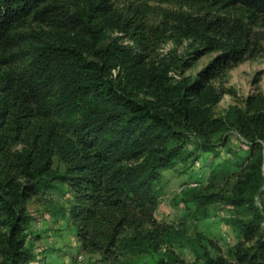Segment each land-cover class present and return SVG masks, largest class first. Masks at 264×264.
I'll return each mask as SVG.
<instances>
[{"label": "trees", "instance_id": "trees-1", "mask_svg": "<svg viewBox=\"0 0 264 264\" xmlns=\"http://www.w3.org/2000/svg\"><path fill=\"white\" fill-rule=\"evenodd\" d=\"M210 1L248 17L179 14L178 38L198 46L191 60L218 54L195 77L174 80L169 63L101 41L108 29L138 35L143 46L149 41L140 20L117 13L106 0H85L73 11L50 0H0V49L13 44V29L30 16L50 27L48 36H36L26 65L0 75V264L35 260L26 204L56 183L72 193L69 219L83 252L112 261L126 253L154 255L176 236L184 238L157 221L156 183L178 158H188L190 135L210 151L214 136L229 131L249 150L229 193L186 195L198 206L221 201L232 208L230 259L212 255L210 247H217L199 232L185 240L198 264H264V98L250 96L243 109L233 105L216 117L213 107L224 91L212 83L264 51L263 36L253 29L264 18V0ZM152 264L181 262L157 256Z\"/></svg>", "mask_w": 264, "mask_h": 264}, {"label": "rangeland", "instance_id": "rangeland-1", "mask_svg": "<svg viewBox=\"0 0 264 264\" xmlns=\"http://www.w3.org/2000/svg\"><path fill=\"white\" fill-rule=\"evenodd\" d=\"M106 1L117 13L134 21L140 20L147 27L145 35L149 41H145L147 44L143 46L138 35H130L117 29L103 31L101 41L104 44L114 41L135 52L143 53L147 55V60L154 63H169L172 65L169 75L174 80L180 75L195 77L218 54L204 52L191 60L195 57L194 48L198 46L190 40L178 38L175 26L179 14H222L235 11L245 18L248 17L246 12L239 9H220L210 0ZM50 2L73 11L81 8L85 0ZM253 29L261 32L264 48L263 17L256 20ZM49 30L50 27L32 16L18 24L12 31L13 44L0 49V75L26 65L32 56L36 36L46 37ZM153 33L155 36H152ZM24 38L28 40L24 41ZM185 60L187 67L178 66ZM212 83L224 91L220 101L213 107L216 117L223 116L233 105L243 109L250 96L264 98V51L218 74ZM243 140L235 131L217 134L213 138L214 148L202 151L197 147L199 139L190 135L185 146L186 151L190 152L188 158H178L173 168L161 172V178L156 183L159 191L156 219L162 225L184 233L185 237L176 236L174 242L162 245L154 255L126 253L116 260L106 261L97 253L83 252L69 219L72 193L65 184L56 183L55 188L39 193L26 204L27 211L33 218L27 245L35 255V260L27 264H152L153 257L157 256L176 257L181 264H198L195 262L191 244L185 240L187 237H194L197 232L217 247H210L212 255L221 253L230 259L229 252L236 243V236L226 219L231 215L232 208L221 201L198 206L188 199L186 193H229L239 165L249 152L248 143ZM19 147L21 146L15 149ZM56 162L54 157V166ZM223 165L226 166L222 168Z\"/></svg>", "mask_w": 264, "mask_h": 264}, {"label": "built area", "instance_id": "built-area-1", "mask_svg": "<svg viewBox=\"0 0 264 264\" xmlns=\"http://www.w3.org/2000/svg\"><path fill=\"white\" fill-rule=\"evenodd\" d=\"M244 141V140H243Z\"/></svg>", "mask_w": 264, "mask_h": 264}]
</instances>
